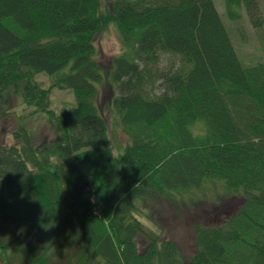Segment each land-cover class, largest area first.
<instances>
[{
    "label": "trees",
    "instance_id": "1",
    "mask_svg": "<svg viewBox=\"0 0 264 264\" xmlns=\"http://www.w3.org/2000/svg\"><path fill=\"white\" fill-rule=\"evenodd\" d=\"M225 5L232 21L246 12L264 28L260 0ZM110 26L122 51L105 63L96 40ZM163 54L180 66L160 69ZM104 87L128 139L117 151ZM54 88L75 104L51 109ZM9 91L46 115L53 137L36 143L23 126L18 144L0 140V264H264V63H244L216 0H0ZM218 181L237 211L195 224L189 260L141 221L158 198Z\"/></svg>",
    "mask_w": 264,
    "mask_h": 264
},
{
    "label": "rangeland",
    "instance_id": "2",
    "mask_svg": "<svg viewBox=\"0 0 264 264\" xmlns=\"http://www.w3.org/2000/svg\"><path fill=\"white\" fill-rule=\"evenodd\" d=\"M261 1L264 16V0ZM217 7L224 19L238 50L239 56L245 64L264 63V28H256L250 22L246 12L240 21H232L226 11L225 0H216ZM97 55L101 61L110 63L111 59L122 51L119 33L114 26L100 32L96 40ZM180 66L178 57L163 54L158 67L160 69L176 70ZM44 87L52 83L49 75L41 73L36 76ZM164 90L162 80H157L151 91L160 93ZM111 94L115 91L110 89ZM110 95L101 90L99 105L112 127V141L117 151L119 146L126 145L128 139L122 131L114 125L115 114L109 107ZM75 104L74 92L70 89L54 88L51 93V109L57 113ZM34 108L26 106L16 92L0 94V140L4 144H18L21 127H25L36 143L49 140L53 137L51 122L46 115L33 114ZM22 131V130H21ZM197 133L202 132V124L194 127ZM23 132V131H22ZM225 186L222 182H208L200 188L189 189L183 194H177L176 202L158 198L149 205V213L154 220L141 218L146 229L163 233L165 238L176 241L185 260L196 254L198 250L195 237V224L219 225L232 217L237 211L236 200L223 198ZM140 243H148L146 237H140Z\"/></svg>",
    "mask_w": 264,
    "mask_h": 264
}]
</instances>
